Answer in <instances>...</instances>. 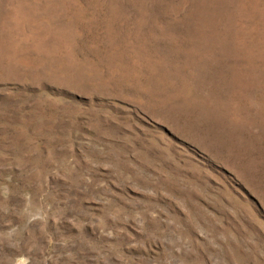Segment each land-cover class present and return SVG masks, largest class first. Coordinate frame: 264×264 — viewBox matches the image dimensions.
I'll return each instance as SVG.
<instances>
[{
	"label": "rangeland",
	"instance_id": "rangeland-1",
	"mask_svg": "<svg viewBox=\"0 0 264 264\" xmlns=\"http://www.w3.org/2000/svg\"><path fill=\"white\" fill-rule=\"evenodd\" d=\"M0 264H264V0H0Z\"/></svg>",
	"mask_w": 264,
	"mask_h": 264
}]
</instances>
